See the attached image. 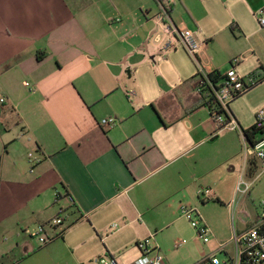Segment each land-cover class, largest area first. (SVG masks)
I'll return each mask as SVG.
<instances>
[{
	"label": "crops",
	"instance_id": "0c3cea01",
	"mask_svg": "<svg viewBox=\"0 0 264 264\" xmlns=\"http://www.w3.org/2000/svg\"><path fill=\"white\" fill-rule=\"evenodd\" d=\"M166 1L170 18L160 20L208 41L209 71L225 75L244 56L237 71L249 61V75L264 76V41L255 42L264 36L256 23L264 0H220L222 14L199 10L206 0ZM150 8L151 0H0V264H91L103 255L135 264L137 243L152 236L167 264H201L233 255L230 218L237 215L239 235L257 226L251 195L261 177L246 196L237 187L241 178L255 181L260 164L237 134L239 152L223 160L222 131L196 76L172 82L160 72V80L142 82L135 73L147 65L140 53L149 49ZM227 19L239 31L236 43H246L230 45L235 58L215 66L208 50L220 44ZM108 117L118 120L111 130L100 125ZM203 188L216 193L209 203L219 206L199 198ZM183 205L200 210L210 245L181 216ZM56 218L63 224H48ZM42 224L60 235L45 246L32 236ZM187 240L191 248L180 252Z\"/></svg>",
	"mask_w": 264,
	"mask_h": 264
},
{
	"label": "built area",
	"instance_id": "2783aa9c",
	"mask_svg": "<svg viewBox=\"0 0 264 264\" xmlns=\"http://www.w3.org/2000/svg\"><path fill=\"white\" fill-rule=\"evenodd\" d=\"M164 6V2L158 0ZM165 8V7H164ZM165 20H168L167 9L162 14ZM257 20L259 25L264 28V8H261L257 12ZM120 21V19L118 20ZM188 50L189 54L193 57L195 64L198 69L197 80L199 86L197 91L203 93L207 91V94L213 95L220 114H216L214 111H210L211 118L216 125L217 131L222 130H234L240 131L241 136L244 140L246 152L250 157L256 159L260 164V173L255 181H246L241 178L237 187V192L241 195H248L254 187L257 180L264 176V108L260 109L256 115V126L259 131L262 132L260 139L254 144L248 142L243 128L235 119L230 105L235 100L243 97L249 93L258 84V77L255 75H248L243 77L237 71L236 66L245 59L244 56L236 58L232 61V66L229 71L224 75V79L213 85L208 79L209 71V59L204 51L208 41H201L199 39V32L196 30H180L170 21H167L165 28L162 30L155 31L152 41L155 46L159 47L165 54L169 50H176L177 41ZM167 41L166 46L162 47V44ZM175 42V43H174ZM206 82L210 90L208 91L204 86ZM205 94V93H203ZM206 94V95H207ZM1 103L5 102V99L0 100ZM101 127L105 130H111L118 125V120L115 117H108L101 121ZM63 195L61 191L57 189L55 191L56 202H60ZM199 198L204 203L217 200L216 193L210 188H203L199 191ZM180 214L185 218L192 227L196 230L198 239L204 243L210 242L212 231L204 220L200 210L197 207L183 205L180 209ZM48 224L51 226H60L63 224L61 218L51 220ZM32 236L38 241L40 246H45L50 242L54 241L60 235H50L48 232V226L46 224L39 225L32 231ZM233 242L235 250L232 256H227L224 261H221L217 257H207L202 260V264H264V199L262 201V214L257 226L250 229L246 233L241 235L235 231L233 233ZM155 237L139 241L137 243L138 249L141 251V258L138 259L135 264H167L165 257H163L154 245ZM186 242L181 241L177 243L174 248L177 250L181 248ZM91 264H118L114 257L110 256H99L96 257Z\"/></svg>",
	"mask_w": 264,
	"mask_h": 264
},
{
	"label": "rangeland",
	"instance_id": "374dc122",
	"mask_svg": "<svg viewBox=\"0 0 264 264\" xmlns=\"http://www.w3.org/2000/svg\"><path fill=\"white\" fill-rule=\"evenodd\" d=\"M217 1L219 2V4H217ZM202 3H205V5L204 4L202 5ZM163 4L164 6L161 3H159L158 0H151V8H150L151 12H150V20H149L150 23L147 25L145 29L146 32H148L150 29H153L152 31H157L165 28L166 23L160 20V16L163 13H165V8L169 6V2L165 1ZM220 4L222 5L220 0H206L205 2L197 3L198 6L197 8L199 10H204V8L208 10V8H210L211 10L218 11L217 14L218 13L222 14L223 13L222 6ZM206 23L210 25L211 29L215 28L214 23H211V20L207 21ZM256 23H257V27L260 30L264 29L261 28L260 25L258 24L257 18H256ZM220 24H221L220 28L225 29L224 33L220 35V39H221L220 44L216 45L211 50H208V54L213 59V63L215 66H219L218 65L219 61L224 60L225 57L235 58L234 49H240V48L242 49L243 48L242 44L246 43L244 40L240 41L239 43H236L235 36L237 35L239 37V31L236 29V27L234 30L231 29L232 25L234 24L232 20L230 21L229 19L228 21L227 19L226 21H224V23H220ZM151 32L149 31V35L147 38V40L149 41L148 52L142 51L140 53L141 55L147 57V65L142 66L141 68L135 70V73L139 77L140 81L142 82H148L149 80L158 81L161 79L160 72H162V74H164V76H167V78L172 82L175 81L179 82L181 80L183 82H191L192 78L198 74V69L193 57L189 54L188 50L179 41L175 43L177 45L176 51L169 50L166 54H164V52L161 51L159 47L155 46L154 42L152 41ZM200 37L204 39L203 33L200 34ZM263 41H264L263 35H259L255 38V42L259 43V45ZM167 43L168 42L165 41L162 44V47L166 46ZM230 45L234 47V49L230 48L229 47ZM153 56L155 57L154 59H152ZM179 63L186 64L187 70L185 72L180 71L181 68ZM238 70L240 75L243 77L249 75V73L252 72L250 71L251 62L247 61L242 63V65L238 67ZM263 97H264V82H261L252 91H250L243 97L231 103L230 109L238 118L239 124L243 129L246 130L256 124V115L260 109L264 108V105H261L257 109L255 108L256 105L260 104L261 100H264ZM235 134H237L240 137L242 148L245 150V146L240 131L234 132V130H222V134H220L221 140L217 142V149L220 151L223 160L225 158H228L229 156L231 158L234 154L239 152L238 144L234 138ZM222 173L225 174V172ZM251 199L254 202L253 210L255 214H259V215L262 214V201L264 199V176H262L258 180L255 188L252 190ZM214 205L219 206V204H213V203H209L207 206H214ZM212 215L214 218L220 219L224 225L226 224V217L224 216L223 213L212 211ZM237 221H238L237 215L230 218L228 225L229 233L233 234L234 228L235 229L237 228ZM225 228H227V226H225ZM195 236L198 239L196 232H195ZM183 240L185 239L182 238L181 241ZM212 240H213L212 237H210V242H212ZM181 241H178L177 243ZM210 242L204 243L203 241H201V244L208 246L210 245ZM177 243L173 245V248ZM191 245H192L191 242L187 240V245L183 249H181L180 252H183L185 248H191ZM230 252L231 253L233 252V248H231ZM217 256L221 261H224L227 258V256H225L224 254H218ZM188 262H192L191 257L189 258ZM175 263H179V259H177Z\"/></svg>",
	"mask_w": 264,
	"mask_h": 264
},
{
	"label": "trees",
	"instance_id": "16d2710c",
	"mask_svg": "<svg viewBox=\"0 0 264 264\" xmlns=\"http://www.w3.org/2000/svg\"><path fill=\"white\" fill-rule=\"evenodd\" d=\"M162 2H165L166 0H161ZM171 10H172V7H170L169 9H168V13H169V15H170V13H171ZM252 75H255L256 77H258V84H257V86L261 83V82H264V76L262 75V73H259V72H254V73H252ZM198 76L196 75V78H197ZM208 79L212 82V84L213 85H216L217 83H219L220 81H222L223 79H224V75H222L220 72H218V71H216V72H211L209 75H208ZM205 84H204V86L203 87H205L208 91L210 90V87H209V85L206 83V82H204ZM199 81H197V83H196V89L198 88V86H199ZM256 86V87H257ZM254 89V88H253ZM252 89V90H253ZM205 89H203L202 91H203V93H205V94H207L208 92L207 91H204ZM251 90V91H252ZM205 102H206V105H207V107H208V109L210 110V111H214V112H216V114L218 113V114H220L221 112H219V110H218V106H217V103H216V101H215V99H214V97H213V95H211V94H207V95H205ZM243 131H244V134H245V136H246V138H247V140H248V142L249 143H251V144H254L258 139H260V137H261V135H262V132L261 131H259V129L257 128V126H256V124L254 125V126H252V127H250V128H248V129H243ZM201 264H202V262H201Z\"/></svg>",
	"mask_w": 264,
	"mask_h": 264
},
{
	"label": "water",
	"instance_id": "95a60500",
	"mask_svg": "<svg viewBox=\"0 0 264 264\" xmlns=\"http://www.w3.org/2000/svg\"><path fill=\"white\" fill-rule=\"evenodd\" d=\"M153 35H154V34H153ZM153 35H152L151 37H153ZM148 44H149V41H148ZM148 44H147V45H148ZM124 65H126V63H125Z\"/></svg>",
	"mask_w": 264,
	"mask_h": 264
}]
</instances>
